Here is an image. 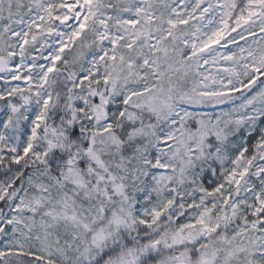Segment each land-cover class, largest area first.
I'll list each match as a JSON object with an SVG mask.
<instances>
[{"label": "snow or ice", "instance_id": "snow-or-ice-1", "mask_svg": "<svg viewBox=\"0 0 264 264\" xmlns=\"http://www.w3.org/2000/svg\"><path fill=\"white\" fill-rule=\"evenodd\" d=\"M0 264H264V0H0Z\"/></svg>", "mask_w": 264, "mask_h": 264}, {"label": "rangeland", "instance_id": "rangeland-1", "mask_svg": "<svg viewBox=\"0 0 264 264\" xmlns=\"http://www.w3.org/2000/svg\"><path fill=\"white\" fill-rule=\"evenodd\" d=\"M2 115H3V114H2V113H0V117H2Z\"/></svg>", "mask_w": 264, "mask_h": 264}]
</instances>
